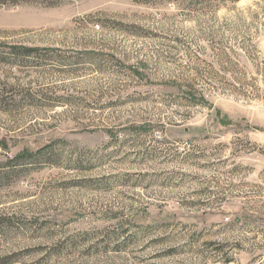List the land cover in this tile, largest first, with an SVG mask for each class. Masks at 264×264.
<instances>
[{"label": "rangeland", "instance_id": "374dc122", "mask_svg": "<svg viewBox=\"0 0 264 264\" xmlns=\"http://www.w3.org/2000/svg\"><path fill=\"white\" fill-rule=\"evenodd\" d=\"M0 139V264H264V0H0Z\"/></svg>", "mask_w": 264, "mask_h": 264}, {"label": "trees", "instance_id": "16d2710c", "mask_svg": "<svg viewBox=\"0 0 264 264\" xmlns=\"http://www.w3.org/2000/svg\"><path fill=\"white\" fill-rule=\"evenodd\" d=\"M11 52H9V54L12 55V57H15L18 53V50L23 51V56L25 57H29V58H37L39 56V51H41V49L39 47H28V46H15V45H11L10 47ZM20 48V49H19ZM202 102L204 99H201ZM205 101V100H204ZM0 142L2 144H4V147H6L5 145V140L4 139H0ZM39 153L40 150H37ZM37 153H34L30 150H26L23 149V151L21 153H19L18 155H15V157H13L12 159H8L4 166H8L10 168H17V166H19V162H26L29 160H33L35 159ZM42 158H44V153H41ZM19 159V160H18ZM102 238H104V236H102ZM209 244L212 246V250H214V256H213V264H215L216 262H219V264H230L231 262H233V257H232V253H229L228 250H226L227 247V242H216V241H211L209 242ZM206 264V263H205Z\"/></svg>", "mask_w": 264, "mask_h": 264}]
</instances>
